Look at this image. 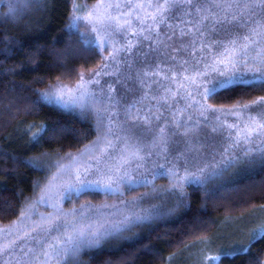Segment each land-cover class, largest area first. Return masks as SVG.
Wrapping results in <instances>:
<instances>
[{
    "label": "rangeland",
    "instance_id": "obj_1",
    "mask_svg": "<svg viewBox=\"0 0 264 264\" xmlns=\"http://www.w3.org/2000/svg\"><path fill=\"white\" fill-rule=\"evenodd\" d=\"M99 2L100 0H96L89 6L87 4L86 9L78 6V10H74L71 17L73 15L87 16ZM112 2H117V0H112ZM118 2L121 4V8L112 10L111 14L115 16L121 13H129V15L122 17L121 23L124 19L129 20L131 23L121 29H117L113 23L106 26L105 30L99 34L92 33L97 39L104 37L107 40V43H101L99 46L95 42L92 43L102 53L103 58L100 65L88 71H81L78 76L71 80H56L42 90L43 92L48 90L50 86L57 84L74 88L80 81L81 73L84 74L86 80L98 79L100 81L98 85H88L94 96L84 98L85 107L83 109L72 106L67 107L83 117L88 118V114L94 116L96 118L97 135L92 141L78 149L59 155L46 156L43 165H48L49 179L45 187L30 203V205L35 204L32 215L26 220L19 217L13 222L7 223V225H0V244L16 240L17 236L29 231L32 221H39L41 214L44 216L59 214L63 218L58 227L49 236L47 234L44 237V241H50L52 237L60 236L63 232L71 233L73 229H79L87 225H92L93 229L99 228L101 225L107 227L106 222L122 220L125 216H129L134 212L142 216H148V219L137 223L141 226L143 223L150 222L152 218H156V208L164 210L166 206L175 202V198L168 195L165 190L178 177L185 175V168L189 171H195L199 167L208 165L210 168L215 169V174L219 175L231 168L237 170L250 164H240L234 161L230 164L228 157L238 152L239 149L235 146L229 148V145L236 139L239 130L247 123V116H257V111L244 109L243 114L238 118L225 115V111L231 110L232 107L220 108L215 106L217 109L215 112L208 110L204 112L203 116L200 114L202 111L201 104L205 106L212 104L202 99L199 93L203 89L199 85L202 82L206 83L208 80L213 82L220 80L227 84L229 77L220 76L219 73L233 71L224 65L218 64V60L223 58L220 56L223 50L215 46L201 50L200 44H197L194 54L191 49L182 51L177 54L175 62L160 57L161 75L149 80V83H151V80L155 79L156 83L151 88L141 87L134 80L126 79L129 69L125 64V60L135 59V57L120 51L116 55V59L113 60L110 53H113V48L126 46L129 41L136 45L133 48V53L147 50L150 41H145L143 36L139 34V29L147 27V23L142 25L137 16L143 18L145 11L150 12L152 9L148 8L141 11L134 7L138 3L147 4L148 0H118ZM78 4L80 2L76 1L75 6ZM170 22L176 23V21ZM91 27L92 25L84 21L79 24L82 33L90 32ZM133 29L137 30L136 34H133ZM165 31L171 34V29H165L162 26L161 32ZM145 35H153L155 38L153 33L146 32ZM168 43L177 48L181 45V42L175 38ZM185 43H187V38ZM183 61H187V63H183ZM106 64L108 67H105ZM139 66L136 65V67ZM213 67L216 68V71H213ZM94 72H100V75L93 77ZM106 72L109 75H105ZM197 72L206 73L207 76L197 77L195 83L185 79V77L195 76ZM165 76L168 78L165 79ZM250 77H253L252 73L231 77V79ZM110 85L115 89L111 92L112 99L108 98ZM129 89H132V91H129ZM103 109H107V111H103ZM157 116L159 119H156ZM143 117H147L150 123L145 124ZM216 117H219V119ZM257 118L259 119V117ZM227 124H237L238 127L229 129ZM109 126L112 127V134L107 135V139L115 145L113 148H107L104 142ZM161 127L164 128L163 133L159 132ZM186 129H191L189 134L187 136L181 135ZM213 129L216 130L213 131ZM173 133L176 134L173 135ZM160 136L168 139L169 152L167 156L156 154L147 156L144 151L145 148L153 153L158 151L154 147V141ZM117 137L121 139H117ZM253 139L256 138L253 137ZM242 146L249 147L252 145ZM106 148L107 150L102 153L101 149ZM137 148L141 149L139 155L145 157L143 161H138L132 157V153ZM225 148H228L227 153L224 152ZM179 151H183L185 155L177 160L175 157ZM93 157L96 159H93ZM125 159L129 161L128 164H124ZM137 163H142L144 167L135 170ZM172 164L176 166L175 176L172 174ZM58 165L66 166L65 173L62 174L64 180L69 178L67 175L69 171L88 166L93 170L88 179L97 180L99 183L90 185L79 192L73 189L70 194L62 195L63 189L58 187L61 183L59 178L52 182L51 187L49 186L51 177L57 174ZM118 165H123L121 173L127 169L133 177L141 175V182L131 187L121 182L119 185L113 184L111 188H106L104 185L107 180L103 176L97 175L95 169L100 167L106 172L107 168ZM160 166H163V170ZM108 174L111 175L112 173ZM139 185L144 186L143 191L140 194L137 193L139 196L134 197L137 195H133V193L129 197L128 195L131 194L129 192L130 188ZM88 191L100 195L91 198L92 195L89 196L91 193H88ZM82 192L86 193L77 198L76 195ZM41 196H44L43 200L40 199ZM80 206H84L83 209ZM153 206H156V208ZM74 208L76 209L75 213L70 211ZM67 221H71V223L69 224ZM263 234L264 207L255 209L248 214L229 216L220 220L214 235L189 244L186 250L170 258L167 264H215L219 262L223 254H234L245 246L249 248L251 242ZM26 247H38V245L29 242ZM13 254L19 257V249L17 248ZM213 257L219 259L213 260ZM4 259H9V257L0 258V264ZM52 262L55 263L56 260L53 259ZM9 264H14V262L9 261Z\"/></svg>",
    "mask_w": 264,
    "mask_h": 264
},
{
    "label": "trees",
    "instance_id": "obj_2",
    "mask_svg": "<svg viewBox=\"0 0 264 264\" xmlns=\"http://www.w3.org/2000/svg\"><path fill=\"white\" fill-rule=\"evenodd\" d=\"M76 1L80 2L77 6ZM94 1L43 0L38 4L37 0H0V49H10L9 55L0 54V225L18 219L47 184L48 165H43L46 156L78 149L97 135L94 116L88 114L86 118L68 108L36 103L38 94L50 83L71 80L102 62L96 45H84L78 34L66 30L74 10L78 6L86 9ZM13 6L15 14L9 13ZM225 36L220 32L212 38ZM249 54L255 55V46ZM233 71V78L250 73L243 66ZM260 97H264V86L250 77L231 79L207 101L230 108ZM41 125H46L48 131L39 144H33L32 133ZM254 157L247 166L214 174L203 185L184 181L186 205L176 208L174 202L161 208L150 222L106 237L96 246L81 248L60 264L169 263L189 244L214 235L221 219L264 207V160L258 154ZM30 159L41 167L30 166ZM143 189L140 185L130 188L128 196L140 194ZM88 193L91 198L100 195ZM249 249L223 254L215 264H264V234L254 239Z\"/></svg>",
    "mask_w": 264,
    "mask_h": 264
},
{
    "label": "snow or ice",
    "instance_id": "obj_3",
    "mask_svg": "<svg viewBox=\"0 0 264 264\" xmlns=\"http://www.w3.org/2000/svg\"><path fill=\"white\" fill-rule=\"evenodd\" d=\"M38 4H42L43 0H37ZM138 10L152 9L147 12L143 18L139 15L137 19L143 25L147 23V27H141L139 34L143 36L145 41H150V44L146 51H139L133 53V45L131 41L126 46L121 48H113V53H110L111 59L115 60L116 55L120 51H124L129 56H134L135 59H126L125 64L129 69V73L126 77L127 80H134L139 86L151 88L156 83L155 79L149 80L161 75L162 69L160 67L159 58L163 57L167 61L175 62L177 54L191 49L194 54L196 51V45L200 44V49H209L214 46L223 51L220 53L222 59L218 60L219 65H224L228 69L236 70L240 66H243L247 72L258 73L254 75L253 79L260 82L261 86H264V0H148L147 4L138 3L134 6ZM121 4L118 2H112V0H100V2L93 8L87 16L73 15L66 26V30L69 33L75 32L80 36L81 43L84 45H90L96 43L99 46L101 43H107L104 37H94L92 33L99 34L104 31L106 26L115 24L117 29L124 28L130 25V21L124 19L121 23L123 16L129 15V13H121L118 15H112V10H119ZM15 7L9 8V13L15 14ZM257 17H260L259 19ZM81 21L92 25L90 32H80L79 24ZM170 21H176L175 24ZM183 25V26H182ZM171 29V34L167 31L161 32V28ZM241 29H246V32H241ZM133 34H136L137 30L133 29ZM153 33V35H145V33ZM224 32L226 34L225 39H213V34H219ZM177 39L181 42L179 48L170 45L168 42L173 39ZM187 38V43L185 40ZM255 46V55H250V51ZM170 50V51H169ZM0 54L9 55V48L0 49ZM187 63V61H183ZM199 63V62H197ZM140 65L136 67V65ZM154 65V66H153ZM105 67H108L106 64ZM208 67V65H206ZM213 71L216 68L213 67ZM235 71L220 72V76H228V83H231V77L235 76ZM93 77L99 76L100 72H94ZM109 75V73H105ZM207 74L203 72H197L195 76L185 77L192 83L196 82L197 77H206ZM167 79L168 77H164ZM98 79H85L84 74H80V81L74 88H69L63 84L52 85L48 90L40 92L38 94L37 104H45L50 107L63 110L68 106L79 107L83 109L85 107L83 101L86 96H94V93L90 92L88 85L99 84ZM119 83V81H117ZM225 86L224 81L208 80L206 83L202 82L199 87L203 90L199 93L202 99L207 100L209 97L214 96L218 89ZM115 91L109 86L108 98L112 99L111 92ZM132 91V89H129ZM155 99V97H153ZM202 111L201 115H204L205 111L211 110L215 112L217 109L213 105H200ZM255 110L257 116L248 115L247 123L244 124L237 134L235 140L229 145V148L235 146L239 149L238 152L233 153L228 157V161L236 162L240 164L251 163L254 160V154H258L259 159L264 160V97H260L257 100L251 101L249 104H237L233 105L231 110H226L225 115H232L240 117L243 114V110ZM239 110V111H237ZM99 111V109H98ZM107 111V109H103ZM259 117V119L257 118ZM219 119V117H216ZM156 119H159L157 116ZM191 119V118H189ZM145 124L150 123L147 117H143ZM237 124H227V128H237ZM216 129H213L215 131ZM48 131L46 125H41L40 128L32 133L31 142L33 144H39L43 139L44 134ZM191 129H186L181 135L187 136ZM160 133L164 132V128L159 129ZM112 134V127L109 126L104 137V142L107 148H113L115 145L111 140L107 139V135ZM176 133H173L175 135ZM255 137L256 139H253ZM117 139H121L117 137ZM242 145H252L244 147ZM154 147L158 149L156 153L145 148V154L147 156L162 155L167 156L169 152L168 139L160 136L154 141ZM106 149H101V152H105ZM141 149L137 148L132 153V157L138 161H143L144 156L139 155ZM224 152H228V148L224 149ZM185 153L183 151L177 152L175 159L179 160L183 158ZM93 159H96L93 157ZM128 160H124V164H128ZM171 163V161H170ZM186 163V161H185ZM29 164L32 167L40 168L39 162L29 160ZM123 165L107 168L105 172L100 167L95 169V172L99 176H103L107 183L104 185L106 188H111L113 184L119 185L121 182L126 183L129 187L141 182V175L135 177L125 169L121 173ZM142 163L135 165V170L143 168ZM163 170V166H160ZM66 166L58 165L57 174L51 177L49 186L52 182L58 178L61 183L59 188L63 189V194H70L73 189L77 192L99 183L97 180H90L88 176L92 173V169L88 166L78 167L73 171L67 173L68 179L64 180L62 174L65 173ZM108 173H112L109 175ZM172 174H176V166L172 164ZM215 174V169L210 168L208 165L199 167L195 171H189L185 168V175L178 177L165 192L175 198V207L180 208L187 204V193L184 190V181L189 183L205 184L207 180ZM146 182V181H145ZM47 195V193H45ZM41 200L44 196L40 197ZM135 199V198H134ZM83 209L84 206H80ZM156 208V206H153ZM35 209V204L30 206L26 205L25 209L21 212L20 218L22 220L28 219ZM71 212L75 213L76 209H71ZM157 214L159 209L156 208ZM83 214V213H82ZM61 215L53 216L48 214L44 216L40 215L39 221H32V225L29 231L24 232L21 236H17L16 240H10L8 243L0 244V258L9 257L4 259L2 264H9V261L14 264H52L55 258L56 264H60V261L66 260L69 257H74L81 248L93 247L101 243L103 239L109 236H114L122 233L124 230H131V226L139 222L148 219V216H142L136 213H132L129 216H125L122 220L106 222L105 225H101L99 228L93 229L92 225H87L79 229H73L71 233L63 232L60 236L52 237L50 241H44V237L50 232L55 230L60 221ZM71 223V221H67ZM43 234V235H41ZM18 241L20 242L18 244ZM44 241V242H42ZM31 242L38 247H26ZM19 249V257L13 253L16 249ZM239 251H250L246 246ZM238 254V253H236ZM219 259L213 257V260ZM259 264V261H257Z\"/></svg>",
    "mask_w": 264,
    "mask_h": 264
}]
</instances>
